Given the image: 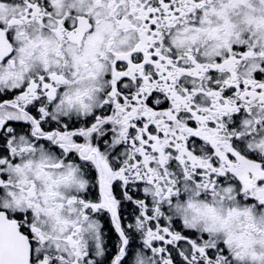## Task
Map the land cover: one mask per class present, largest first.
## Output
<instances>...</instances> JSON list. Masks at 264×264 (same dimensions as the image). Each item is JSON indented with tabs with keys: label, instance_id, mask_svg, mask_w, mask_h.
Returning a JSON list of instances; mask_svg holds the SVG:
<instances>
[{
	"label": "snow or ice",
	"instance_id": "6c2138e0",
	"mask_svg": "<svg viewBox=\"0 0 264 264\" xmlns=\"http://www.w3.org/2000/svg\"><path fill=\"white\" fill-rule=\"evenodd\" d=\"M0 264H264V0H0Z\"/></svg>",
	"mask_w": 264,
	"mask_h": 264
}]
</instances>
